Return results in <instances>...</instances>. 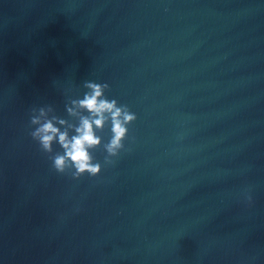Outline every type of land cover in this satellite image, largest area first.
<instances>
[{
	"label": "water",
	"instance_id": "water-1",
	"mask_svg": "<svg viewBox=\"0 0 264 264\" xmlns=\"http://www.w3.org/2000/svg\"><path fill=\"white\" fill-rule=\"evenodd\" d=\"M86 81L137 120L73 180L30 116ZM0 264H264V0H0Z\"/></svg>",
	"mask_w": 264,
	"mask_h": 264
},
{
	"label": "clouds",
	"instance_id": "clouds-1",
	"mask_svg": "<svg viewBox=\"0 0 264 264\" xmlns=\"http://www.w3.org/2000/svg\"><path fill=\"white\" fill-rule=\"evenodd\" d=\"M84 88L87 91L82 99H71L65 105L70 119L57 116L50 105L32 108L30 116V126L34 129L29 132L31 138L48 155L54 171L60 175L70 174L73 180L101 174L102 165L92 155L97 148L102 147L106 153L104 165L114 164L115 158L126 151L129 126L137 120L127 105H120L117 100L106 96L110 90L107 83L86 81ZM108 125L111 138L103 143L98 133ZM54 144L59 145L60 152H54ZM248 201L251 203L250 196Z\"/></svg>",
	"mask_w": 264,
	"mask_h": 264
}]
</instances>
